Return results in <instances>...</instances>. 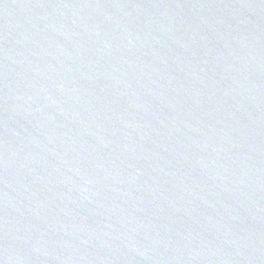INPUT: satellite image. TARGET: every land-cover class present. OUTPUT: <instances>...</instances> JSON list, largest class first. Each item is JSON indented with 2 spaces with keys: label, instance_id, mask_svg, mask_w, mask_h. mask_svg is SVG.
<instances>
[{
  "label": "water",
  "instance_id": "95a60500",
  "mask_svg": "<svg viewBox=\"0 0 264 264\" xmlns=\"http://www.w3.org/2000/svg\"><path fill=\"white\" fill-rule=\"evenodd\" d=\"M0 264H264V0H0Z\"/></svg>",
  "mask_w": 264,
  "mask_h": 264
}]
</instances>
